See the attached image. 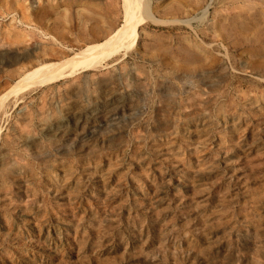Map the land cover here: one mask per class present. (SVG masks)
I'll return each instance as SVG.
<instances>
[{
	"label": "rangeland",
	"instance_id": "rangeland-1",
	"mask_svg": "<svg viewBox=\"0 0 264 264\" xmlns=\"http://www.w3.org/2000/svg\"><path fill=\"white\" fill-rule=\"evenodd\" d=\"M151 1L131 51L0 112V264H264V0ZM120 22L0 0V94Z\"/></svg>",
	"mask_w": 264,
	"mask_h": 264
},
{
	"label": "bare ground",
	"instance_id": "bare-ground-1",
	"mask_svg": "<svg viewBox=\"0 0 264 264\" xmlns=\"http://www.w3.org/2000/svg\"><path fill=\"white\" fill-rule=\"evenodd\" d=\"M151 2L120 0L121 22L111 33L100 41L85 44L61 60L39 61L34 67L22 72L10 88L0 94V112L4 110L10 97H18L21 92L30 88L53 83L80 71L98 67L115 56L131 51L138 45L141 27L148 22H157Z\"/></svg>",
	"mask_w": 264,
	"mask_h": 264
},
{
	"label": "water",
	"instance_id": "water-1",
	"mask_svg": "<svg viewBox=\"0 0 264 264\" xmlns=\"http://www.w3.org/2000/svg\"><path fill=\"white\" fill-rule=\"evenodd\" d=\"M148 5H146V7H147Z\"/></svg>",
	"mask_w": 264,
	"mask_h": 264
}]
</instances>
